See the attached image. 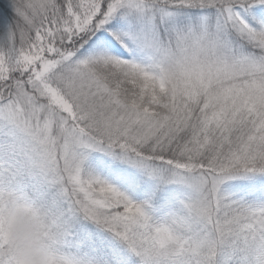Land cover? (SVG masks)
Returning <instances> with one entry per match:
<instances>
[{"label": "snow or ice", "instance_id": "snow-or-ice-1", "mask_svg": "<svg viewBox=\"0 0 264 264\" xmlns=\"http://www.w3.org/2000/svg\"><path fill=\"white\" fill-rule=\"evenodd\" d=\"M264 264V0H0V264Z\"/></svg>", "mask_w": 264, "mask_h": 264}, {"label": "clouds", "instance_id": "clouds-1", "mask_svg": "<svg viewBox=\"0 0 264 264\" xmlns=\"http://www.w3.org/2000/svg\"><path fill=\"white\" fill-rule=\"evenodd\" d=\"M12 235L15 249L24 264H43L38 231L32 221L25 216H18L13 224Z\"/></svg>", "mask_w": 264, "mask_h": 264}]
</instances>
